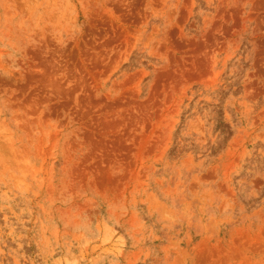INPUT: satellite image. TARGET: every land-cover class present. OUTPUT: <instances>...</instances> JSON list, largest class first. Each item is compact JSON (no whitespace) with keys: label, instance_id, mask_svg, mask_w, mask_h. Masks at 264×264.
Masks as SVG:
<instances>
[{"label":"rangeland","instance_id":"374dc122","mask_svg":"<svg viewBox=\"0 0 264 264\" xmlns=\"http://www.w3.org/2000/svg\"><path fill=\"white\" fill-rule=\"evenodd\" d=\"M0 264H264V0H0Z\"/></svg>","mask_w":264,"mask_h":264}]
</instances>
